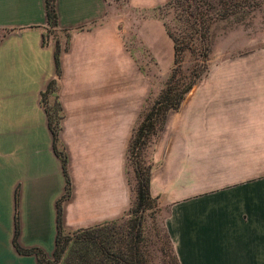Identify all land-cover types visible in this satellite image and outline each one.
<instances>
[{
  "label": "crops",
  "instance_id": "1",
  "mask_svg": "<svg viewBox=\"0 0 264 264\" xmlns=\"http://www.w3.org/2000/svg\"><path fill=\"white\" fill-rule=\"evenodd\" d=\"M54 1L62 27L99 18L105 2ZM45 25L43 0H0V264H35L15 242L50 253L57 206L69 228L116 218L125 208L115 145L104 158L94 157V147L81 154L70 148L63 195L61 160L39 97L54 72ZM196 138L189 157L174 155L164 222L179 264H264V173H254L255 162L231 143L237 140Z\"/></svg>",
  "mask_w": 264,
  "mask_h": 264
},
{
  "label": "rangeland",
  "instance_id": "2",
  "mask_svg": "<svg viewBox=\"0 0 264 264\" xmlns=\"http://www.w3.org/2000/svg\"><path fill=\"white\" fill-rule=\"evenodd\" d=\"M165 1L105 0L99 18L72 27L46 24L43 30L58 59L39 91L56 125L55 147L64 154L66 167L71 149L81 154L94 147V157L104 158L109 146L117 147L125 205L117 217L129 207L136 185V156L127 150L131 132L175 65L164 24L167 17L174 23L175 13L160 9ZM194 60L186 51L183 68ZM204 67L138 155L143 165L150 164L152 177L154 201L142 222L156 246L149 264H173L164 223L174 197L173 159L175 153L189 157L197 135L237 140L231 143L243 149L239 154L247 162H255L254 173H264V4L238 21L215 24Z\"/></svg>",
  "mask_w": 264,
  "mask_h": 264
},
{
  "label": "trees",
  "instance_id": "3",
  "mask_svg": "<svg viewBox=\"0 0 264 264\" xmlns=\"http://www.w3.org/2000/svg\"><path fill=\"white\" fill-rule=\"evenodd\" d=\"M43 2L46 24L57 25L55 1ZM263 4L264 0H166L158 5L160 9L171 8L175 13L172 16L174 23L168 17L164 20L173 45L175 65L151 106L133 128L128 141L127 150L136 156L133 161L136 185L129 207L117 218L69 228L63 225L61 209L57 206L55 237L50 253H45L39 247L24 248L15 242L19 252H32L35 255V264H149V257L156 246H153V240L146 233L142 222L144 212L152 207L154 199L149 193L150 164L143 165L138 155L151 135L162 126L166 112L179 106L184 94L203 72L204 62L211 49L215 24L229 19L238 21ZM186 51L191 52L195 60L183 68V55ZM56 53L55 49V66L58 64ZM46 119L54 150L61 160L65 196L69 190L65 156L55 147V122L47 113ZM166 235L169 239L167 231ZM162 248L160 245L159 249ZM170 250L172 263L179 264L173 247Z\"/></svg>",
  "mask_w": 264,
  "mask_h": 264
}]
</instances>
